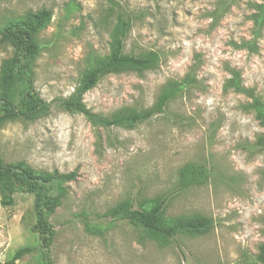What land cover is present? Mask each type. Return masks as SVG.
I'll use <instances>...</instances> for the list:
<instances>
[{"label": "rangeland", "instance_id": "1", "mask_svg": "<svg viewBox=\"0 0 264 264\" xmlns=\"http://www.w3.org/2000/svg\"><path fill=\"white\" fill-rule=\"evenodd\" d=\"M261 6L264 0H0V27L52 12L33 66L35 89L48 102L70 98L111 55L122 19L129 24L123 53L158 61L102 76L83 97L93 115L155 109L171 85L189 80L162 112L133 126L61 109L2 126V161L73 175L51 217L54 264H261L264 123L252 108L264 103ZM12 55L0 45V67ZM161 199L165 219L204 218L209 229L166 240L106 216L125 202L140 209ZM35 223L32 195L0 205V262L38 246ZM17 264L43 263L37 252Z\"/></svg>", "mask_w": 264, "mask_h": 264}, {"label": "trees", "instance_id": "2", "mask_svg": "<svg viewBox=\"0 0 264 264\" xmlns=\"http://www.w3.org/2000/svg\"><path fill=\"white\" fill-rule=\"evenodd\" d=\"M263 8L264 6H261V9ZM51 19L52 12L44 9L30 13L27 18L11 21L5 27H0V45H10L13 48V55L5 59L0 67V131L8 122L35 121L51 114L55 109L81 113L97 124L133 126L162 112L167 102L178 96L189 82L186 80L183 83L171 85L160 98L155 109L118 115L111 119H102L93 115L85 106L83 97L97 85L102 76L122 68H148L158 61L155 55L138 58L123 53L124 37L129 24L127 20L122 19L111 34L113 41L111 55L103 62L93 65L85 73L70 98H57L48 102L35 89L33 66L40 52L37 36ZM231 81L237 90L242 91L237 73H233ZM254 102L252 108L264 123V103ZM262 147H264V141H262ZM185 175L187 174H182L183 181L187 179L188 175ZM194 175L201 178L205 175V170L200 169ZM73 179V175H65L57 171H36L23 162L5 163L0 159V205L12 207L18 194L32 195L36 215V223L32 231L39 236L37 247L19 248L7 261L0 264H17L24 257L37 252L40 253L43 264H54L52 256L54 226L51 217L65 195V185ZM165 203V200H156L149 208L137 209L130 202H125L111 209L106 216L127 221L148 234L161 236L166 240L175 239L180 232H201L209 229L211 224L204 218L165 219ZM257 259L259 263L264 264V244L260 247Z\"/></svg>", "mask_w": 264, "mask_h": 264}]
</instances>
